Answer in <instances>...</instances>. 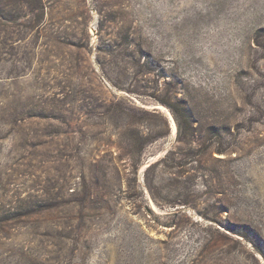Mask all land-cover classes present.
I'll return each mask as SVG.
<instances>
[{"label":"rangeland","instance_id":"374dc122","mask_svg":"<svg viewBox=\"0 0 264 264\" xmlns=\"http://www.w3.org/2000/svg\"><path fill=\"white\" fill-rule=\"evenodd\" d=\"M14 1L0 19V264H264V0H42L36 24ZM170 94L189 104L191 149Z\"/></svg>","mask_w":264,"mask_h":264},{"label":"trees","instance_id":"16d2710c","mask_svg":"<svg viewBox=\"0 0 264 264\" xmlns=\"http://www.w3.org/2000/svg\"><path fill=\"white\" fill-rule=\"evenodd\" d=\"M5 0L1 1L0 0V19H3L5 17V12H4V8L6 7V3L4 2ZM15 3H22L24 4L27 8H29L31 15L33 14V19H31L33 24H36L40 15H41V3L42 0H16L13 2ZM9 13V12H8ZM30 21V22H31ZM38 27V26H36ZM46 46V45H44ZM142 55V52L139 51ZM141 57H139V59H137L136 64L138 66H140V68H145V65L142 64L140 65ZM145 59V58H144ZM162 104L169 110V112L172 114V117L174 119V123L176 126V132H177V138L179 140V142H184V143H188V145H190V149L193 145H197L199 144L198 141L194 140V133L195 129L190 125L191 123L189 122L190 119V115H189V104L187 103V100L184 99H175L172 98V95L170 94L168 98H166L165 102H162ZM105 111L107 114L116 117L117 119H124L125 124L128 123V120H130L132 117L131 115L125 113L120 107L119 109L117 108H112L111 105L104 107ZM165 125V135H169V126L168 123L165 121L164 123ZM184 125L188 126V131L185 130L184 132ZM226 131L227 128L224 125H220V124H212V126L210 127V139H214V143H216L217 148L215 153L217 155H225L227 153L230 152L228 146H225L224 140H225V136H226ZM141 135H139V133L135 134V135H131V143L128 144L127 147H130L129 152H128V156L129 158L132 160L134 159V157L137 155H133L132 153V149L135 145V147L140 148L141 146H143V144L140 142L142 137H140ZM187 137V138H185ZM185 139V140H184ZM214 152H212L211 154H213ZM133 161H138L134 163V173L138 172L139 168H140V163H139V159L138 160H133ZM159 163H163V161H158ZM151 166L147 167L145 170V175L149 172ZM177 167V166H176ZM10 219V218H9ZM227 229L230 231V233L239 236L243 239H246L247 234L246 232L243 231H237L234 229L231 230L232 228L227 227ZM245 229L247 230V228L245 227ZM254 246V245H253Z\"/></svg>","mask_w":264,"mask_h":264}]
</instances>
